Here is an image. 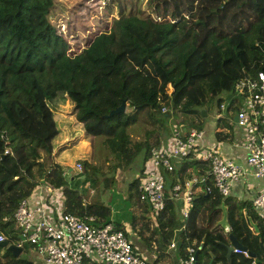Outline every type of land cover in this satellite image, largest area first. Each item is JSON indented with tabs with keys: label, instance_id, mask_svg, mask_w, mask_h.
Returning <instances> with one entry per match:
<instances>
[{
	"label": "trees",
	"instance_id": "trees-1",
	"mask_svg": "<svg viewBox=\"0 0 264 264\" xmlns=\"http://www.w3.org/2000/svg\"><path fill=\"white\" fill-rule=\"evenodd\" d=\"M56 2L0 0V233L8 243L18 239L13 211L40 182L61 188L63 211L111 220L110 208L97 201L85 202L82 193L68 185L67 165L54 160L53 139L58 134L54 113L65 100L83 133L101 136L108 172L126 169L142 151L138 174L127 184L129 197L140 199L139 178L149 149L158 145L167 106L190 115L179 124L186 132L201 130V109L214 103V133L219 137L220 130L231 129L229 109L238 102L234 82L264 72V0H104L100 16L91 21L95 25L80 35L83 43L71 48L56 21L64 16ZM78 17H82L78 9L71 8L66 27ZM79 21L78 31L88 23ZM122 101L129 110L108 114ZM162 106L166 109L160 113ZM142 111L154 124L144 130L153 134L152 139H132L127 132ZM80 162L79 174H94L95 165L85 159ZM197 166L200 171H195ZM189 168L204 175V190L191 197L185 219L179 216L182 199L177 208L178 199L168 197L170 190L163 188L164 206L157 212L146 199L140 200L154 215L156 227L168 230L161 231L158 245L162 248L172 234L170 248L179 258L193 247L196 264L209 253L210 264H227L221 243H227L228 237L216 223L222 203L229 231L255 255L234 252L228 264H264V232L250 203L238 204L231 196H221L206 174L204 161L180 159L171 170L162 171L163 184L170 189L179 183L183 191L191 177ZM248 219L257 224V233ZM142 229H147L146 224L139 226ZM146 236L141 237L145 243ZM160 256L156 253L152 263ZM0 264L34 263L0 245Z\"/></svg>",
	"mask_w": 264,
	"mask_h": 264
},
{
	"label": "built area",
	"instance_id": "built-area-1",
	"mask_svg": "<svg viewBox=\"0 0 264 264\" xmlns=\"http://www.w3.org/2000/svg\"><path fill=\"white\" fill-rule=\"evenodd\" d=\"M233 92L238 96L233 124L239 133L243 163L222 156L211 146L202 145V130L191 128L185 132L179 126L172 127L166 150L157 146L149 149V165L143 168L137 186L140 198L147 200L152 211L163 209L162 171L171 170L170 159L189 157L204 161L212 185L223 197L241 177L250 175L264 182V72L257 71L237 79ZM74 167L81 169L79 162ZM188 182H185L183 191L179 183H174L168 193L171 199H182L180 220L186 218L191 204ZM29 196L21 199L12 213L18 229V239L14 244L21 246L25 242L31 245L45 264H148L144 256L132 249L125 232L111 220L100 221L97 215L81 217L65 212L62 204L56 214L50 215L43 204L32 205ZM249 203L264 232V190L253 192ZM3 238L0 233V241ZM233 251L247 256L245 250L233 248ZM179 264H196L193 247L187 248Z\"/></svg>",
	"mask_w": 264,
	"mask_h": 264
},
{
	"label": "crops",
	"instance_id": "crops-1",
	"mask_svg": "<svg viewBox=\"0 0 264 264\" xmlns=\"http://www.w3.org/2000/svg\"><path fill=\"white\" fill-rule=\"evenodd\" d=\"M127 107H125L126 109ZM168 117V118H167ZM215 118L216 113H213L209 118L204 119L202 123V145L211 146L214 150L220 153L222 156L233 158L238 162L243 163V151L239 145V133L233 128L229 130L227 128H223L220 130L219 137H216L214 133L215 127ZM170 116H164L162 120L163 128L158 131V145L157 147L160 149H167L170 143V134L172 127L179 126V124L171 123ZM64 125L75 127V130H80L79 133L84 134L81 128L80 123H63ZM231 120V125H232ZM78 128V129H77ZM59 138L56 140V144L54 146L53 155L57 153V151L62 149V146H59L63 141H68L67 136H62L58 134ZM57 136V135H56ZM59 141V142H58ZM54 143V141H53ZM66 145V144H65ZM63 145V147L65 146ZM70 147L71 144L67 143ZM56 146V147H55ZM57 160L56 158H54ZM59 161V160H57ZM63 162V160L61 161ZM180 160L170 159V165L175 167ZM149 163L146 161L144 163V167L148 166ZM67 168H69L67 166ZM139 169V167H138ZM137 169V171H138ZM194 168H189V172L191 177L186 179L188 182V190L191 192V196L194 197L201 193L204 190L203 186V177L204 175H197L193 172ZM195 171H200L198 166L195 168ZM208 174V171H206ZM68 178V185L74 186L78 184L83 175L78 174L76 171H70ZM115 176V174H114ZM210 177V176H209ZM252 177L247 175L245 177H241L238 181L234 182L229 190V193L226 196H231L232 198L237 197L244 201H248L253 192L256 190H264V182L259 181L254 178V181L250 180ZM211 179V178H210ZM109 188V187H108ZM107 187L103 189L102 193H95L93 188L88 187L87 192L85 190H81L83 199L85 202H101L102 204L108 206L110 208L109 218L114 221V223L124 229L126 236L131 240L133 247L135 250L142 256H144L148 264H179L181 258H179L176 251L171 250V246L173 245V235L170 234L168 239L164 240L163 247L161 248L158 245V239H160L161 231L167 232L168 230L161 229L156 227V222L154 215L149 210L148 205H144L140 200L135 197H129L128 187L125 185L121 188L120 191L116 193L109 192L108 194H104V192L108 189ZM164 188L169 191L170 189L164 185ZM252 191H250V189ZM88 193V194H87ZM234 196V197H233ZM63 195L61 192V188H52L48 186L44 182H40L34 186L29 196V202L32 205L43 204L45 211L48 214H56L57 211L61 208L60 204H62ZM235 201H237L235 199ZM177 208L180 207L181 202L180 199L175 201ZM63 206V204H62ZM243 211V209H242ZM129 215H131L130 219L132 220V225L129 220ZM132 216L134 219H132ZM146 224L147 229L139 230V226ZM175 231L173 230V233ZM147 235V236H146ZM146 236V243L144 240L142 241L141 237ZM29 256L28 258L33 261L34 264H45L42 259L36 254L34 249L27 245ZM161 252V253H160ZM235 251H232L234 253ZM158 253L161 255L156 263H152L154 260L155 254ZM238 253V252H236ZM209 261V256H202L200 259V264H207Z\"/></svg>",
	"mask_w": 264,
	"mask_h": 264
},
{
	"label": "rangeland",
	"instance_id": "rangeland-1",
	"mask_svg": "<svg viewBox=\"0 0 264 264\" xmlns=\"http://www.w3.org/2000/svg\"><path fill=\"white\" fill-rule=\"evenodd\" d=\"M104 0H57L56 4H58L63 9V17L58 18L56 21L59 24V29L64 34L67 35L68 40L70 41L69 48L73 47L74 43L81 45L83 43V38L80 37V35H85L88 33V28L93 27L95 23L91 22L92 20L96 19L97 16H100L99 9L103 5ZM76 7L79 11V13L82 15V17H78V19L70 26V28L66 27V22L68 21L70 9ZM88 16V20H87ZM80 19H86L88 23L84 28L82 27L80 31H78L79 25H80ZM106 21L109 18H104ZM78 31V32H77ZM83 37V36H82ZM223 103V102H222ZM166 109L165 106L160 107V113L164 112ZM224 108H221L220 113H222V110ZM125 110H129L126 108ZM203 110V117L204 119L209 118L213 113H216V107L214 103H211L209 107H206ZM235 106L231 107L229 109V113H234ZM167 114L170 116L171 123L176 124H183L182 119L188 118L190 115L184 116L176 109H170L169 106H167ZM167 116V115H166ZM54 117L57 121L56 126L58 127V134H61L62 136H67L68 141H63L59 146H62V149L57 151V153L54 156L59 161L63 160V163L67 165L68 167H74L75 163L82 159L87 160L89 163L95 165V168L93 169L94 174H89L88 176L83 175V177L80 179L77 185H75V188H77L78 191L85 190L87 192V188H93L95 193L101 194L103 189L106 187L110 190H107L104 192V194H108L109 192L116 193L121 190L123 186H127L128 182L136 175L138 174V167L141 166V158H142V151L136 154L132 162L128 165L126 169L123 170H115L114 172H108L106 170L107 166V158L108 153L107 149L104 148V146L101 144V136L100 135H91L87 136L85 134H80L79 129L75 130V127L72 125L70 128V125L66 126L63 123H78L73 112H71V104L69 101L65 100L62 103V106L58 111L54 113ZM157 117V116H156ZM168 118V117H167ZM178 121V122H176ZM181 121V122H180ZM151 121L147 120V114L146 111H142L139 119L132 124H129L127 126V132L130 134L132 139L137 140H143L145 137H148V139L153 138V134L145 133L144 130H149L152 125ZM233 123V122H232ZM235 128L234 124L231 125V128ZM181 129H183V126H179ZM236 129V128H235ZM230 130V129H229ZM53 139L54 145L56 144V140L59 138V135ZM59 142V141H58ZM67 143H70L71 146L69 147ZM66 144V145H65ZM63 145H65L63 147ZM56 147V146H55ZM55 160V159H54ZM79 161L81 168L82 164ZM202 161V160H201ZM144 167V165H143ZM73 171L78 172L76 169L73 168ZM115 174V176H114ZM192 174V173H191ZM69 175V173L67 174ZM251 181H254V177L251 176ZM250 191H252L251 188H249ZM88 194V193H87ZM234 197V196H233ZM238 201V204H240L242 199H239L237 197H234ZM252 209V207H251ZM252 211L255 213V210L252 209ZM255 215V214H254ZM256 216V215H255ZM2 235V234H1ZM20 257H28L29 251L27 248V244L23 242L20 252Z\"/></svg>",
	"mask_w": 264,
	"mask_h": 264
},
{
	"label": "water",
	"instance_id": "water-1",
	"mask_svg": "<svg viewBox=\"0 0 264 264\" xmlns=\"http://www.w3.org/2000/svg\"><path fill=\"white\" fill-rule=\"evenodd\" d=\"M125 106H126L125 102L122 101L116 108L110 110L108 114H112V113H115L118 111H124ZM201 114L203 115V110H201ZM231 120L233 122H235V120H236L235 114L232 115ZM68 170H71V168H69ZM204 194H206V193H204ZM218 206L221 209V215H220L219 219L216 221V223L220 225V227L223 229V232L226 233L227 237H228L227 243H221L225 248V255L224 256H225L226 263L228 264L230 254L232 253L233 248H237L241 251L245 250L249 257L254 258V256H255L254 253L246 250V247L244 245H242L229 231V225H228V222L226 219V208H225V206L222 203H220ZM248 224L252 227V230L254 231V233L258 232V226L255 222L248 219ZM0 245L3 246L5 249L9 250L13 256H17L21 252V246L16 245L14 243H8L5 240H3V241H0ZM258 245H262L260 239H258ZM262 250L264 251V245H262ZM209 255H210V257H209V261L207 262V264H210L211 260H212V254L209 253Z\"/></svg>",
	"mask_w": 264,
	"mask_h": 264
},
{
	"label": "clouds",
	"instance_id": "clouds-1",
	"mask_svg": "<svg viewBox=\"0 0 264 264\" xmlns=\"http://www.w3.org/2000/svg\"><path fill=\"white\" fill-rule=\"evenodd\" d=\"M234 113H232V115H233ZM231 118H232V116H231ZM233 122V121H232ZM69 168H71V170H68ZM69 168H66V172H70V171H73V168L74 169H76L75 167H69ZM82 169V168H81ZM77 170V169H76ZM80 170V169H79ZM79 170H77V171H79ZM187 189H188V187H187ZM249 225V224H248ZM241 253V252H240ZM248 256V255H247ZM147 260V259H146ZM148 262V261H147Z\"/></svg>",
	"mask_w": 264,
	"mask_h": 264
}]
</instances>
